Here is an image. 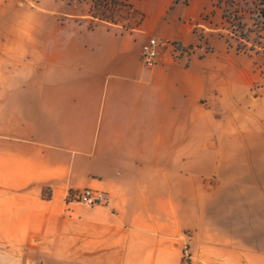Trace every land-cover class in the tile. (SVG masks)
I'll use <instances>...</instances> for the list:
<instances>
[{"label": "crops", "instance_id": "obj_1", "mask_svg": "<svg viewBox=\"0 0 264 264\" xmlns=\"http://www.w3.org/2000/svg\"><path fill=\"white\" fill-rule=\"evenodd\" d=\"M24 7L0 37V264H264V117L237 55L160 16L119 31ZM151 38L197 55L147 67ZM85 188L107 205L70 200Z\"/></svg>", "mask_w": 264, "mask_h": 264}, {"label": "rangeland", "instance_id": "obj_2", "mask_svg": "<svg viewBox=\"0 0 264 264\" xmlns=\"http://www.w3.org/2000/svg\"><path fill=\"white\" fill-rule=\"evenodd\" d=\"M259 1L0 0V37H6L13 32L16 7L21 5H26L24 8L27 10L28 18L34 25H39L47 15L63 17V15L78 14L86 16L92 27L103 24L119 31H133L141 28L145 20L150 25L156 23L160 16L165 23L163 28L167 32L174 29L175 22L192 29V33L198 39V47L203 48L205 53L219 51L237 55L238 66L246 69L248 77L253 80L250 91V98L253 102L249 109L261 119L264 117L262 116L264 115V99H262L264 98V49H262L264 47V26L257 28L255 24L256 19L258 20ZM64 7H69V12H50L63 10ZM198 11H200V16L194 19ZM261 23L264 24V20H261ZM159 42L164 45L160 47V50L169 48L173 58L182 62L186 59L185 64H188L191 56L197 55L198 49L193 50L194 47H190L191 49H185L190 51L189 57L176 58L173 48L179 47L180 44ZM253 48L255 50H252ZM226 72L227 76L236 78L230 69Z\"/></svg>", "mask_w": 264, "mask_h": 264}, {"label": "built area", "instance_id": "obj_3", "mask_svg": "<svg viewBox=\"0 0 264 264\" xmlns=\"http://www.w3.org/2000/svg\"><path fill=\"white\" fill-rule=\"evenodd\" d=\"M163 46L164 45H162L158 40L151 39L142 47V55L147 67H153L157 64L159 50L160 47ZM173 53L176 58L189 57L190 55V51H186L181 46H175V48H173ZM69 198L73 202L85 204V206L89 207L107 205L108 203V199L104 191L90 188H85L82 191L71 193ZM183 264H193L187 252L184 253Z\"/></svg>", "mask_w": 264, "mask_h": 264}, {"label": "trees", "instance_id": "obj_4", "mask_svg": "<svg viewBox=\"0 0 264 264\" xmlns=\"http://www.w3.org/2000/svg\"><path fill=\"white\" fill-rule=\"evenodd\" d=\"M258 10H259V13H257V18L258 20L256 19V26L257 28H259L260 26H264L263 23H261V20H264V0H260L259 3H258ZM241 25V24H240ZM180 46V45H179ZM192 48V47H191ZM190 48V49H191ZM264 49V47L262 48ZM252 50H255L254 48ZM251 51V50H250Z\"/></svg>", "mask_w": 264, "mask_h": 264}]
</instances>
